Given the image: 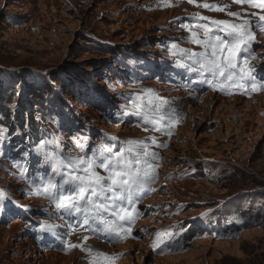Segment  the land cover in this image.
I'll use <instances>...</instances> for the list:
<instances>
[{"label":"rangeland","instance_id":"obj_1","mask_svg":"<svg viewBox=\"0 0 264 264\" xmlns=\"http://www.w3.org/2000/svg\"><path fill=\"white\" fill-rule=\"evenodd\" d=\"M204 3L224 11L196 6ZM263 14L227 0H0V120L7 115L9 125L25 118L28 128L43 123L67 145L64 119L71 117L126 145H144L146 132L116 125L90 106L100 101L92 95L98 89L111 103L133 96L138 109L177 114L181 121L176 135L158 137L167 147L152 149L159 179L143 204L137 240L120 245L79 232L65 236L48 205L28 195L0 156V194L11 208L0 212V264H264V89L248 99L192 95L151 77L128 86L120 76L142 68V58L177 65L183 55L173 44L210 54L189 42L191 32L208 39L190 25L192 17L249 21L254 52L264 56V34L252 23ZM97 48L113 49L103 56ZM59 103L65 113L58 117ZM242 210L253 227H234ZM18 212L26 218L19 221ZM32 224L51 225L68 251L39 247ZM157 233L168 235L154 250Z\"/></svg>","mask_w":264,"mask_h":264},{"label":"snow or ice","instance_id":"obj_2","mask_svg":"<svg viewBox=\"0 0 264 264\" xmlns=\"http://www.w3.org/2000/svg\"><path fill=\"white\" fill-rule=\"evenodd\" d=\"M189 3H195V0H188ZM234 3H249L250 6L260 7L264 9V0H261L260 3H254L253 0H233ZM198 7H203L210 11H224L223 8H219L216 5H209L207 3L196 5ZM198 15V14H197ZM228 15L234 16L237 19L239 18V13H228ZM200 20L208 19L206 17H199ZM259 19L264 21V16H260ZM211 26H222L225 31V35L230 37L229 41L222 40L219 36L211 37L210 32L212 30ZM187 30L189 28L188 25H183ZM195 27L202 29L205 37L208 39L201 40L198 38L197 32H191L189 37V42L199 45L202 48L210 49V54L207 51L203 52H192L188 49L178 48L177 45H171L172 49L178 51L182 55L186 56L188 60L194 61L199 64V70L201 72H209L214 77H226L227 81L231 83L232 87L244 89V84L242 83L245 79H251L253 83L251 84L252 91H258L259 89H264V82H257L255 78L252 77V72L254 69L247 67L249 63V59H256L257 57L252 56L251 54V42L255 39L251 32V23L249 21H243L242 23H229L224 20H211L209 25H196ZM256 27L264 31V23L257 24ZM241 51L248 53V58L241 65L238 66L236 60ZM200 58L199 60L197 58ZM180 67H185L184 64H179ZM196 70V69H193ZM237 73L239 75H237ZM212 86V85H210ZM223 88V85H220ZM214 90L216 87L214 86ZM231 94V93H229ZM240 94H246L245 92H241ZM159 111V109H157ZM173 114H170V116ZM144 123L153 125L154 131H165V129H161L156 127V122L154 120H150L148 115L143 116ZM174 126V120L170 119L169 127L167 129L166 134H170L171 127ZM3 132V129H0V133ZM85 141L87 138H84ZM111 139L115 140V137ZM74 142H77V146L79 147L80 154L76 156H71L65 159H60L59 157L53 155L51 152L45 151V145L54 143L55 141L42 140L39 145L36 147L37 153H43L45 160L51 159L54 162L55 172L57 175L60 174V168L66 167L69 168V173H65L67 179L63 180L61 184V188L64 184H73L79 189V201L68 204L64 201V199H60L56 207L58 210L63 209L65 211H70L71 209H75L76 213H80L81 202L87 200V204L83 205V212L85 213L82 226L87 227L89 225V213L90 206L95 208H100L101 205L94 204L92 197L98 195L97 189L100 188V192L105 191L101 186V182L105 179L104 176H101L96 169L101 168L108 173L107 179L111 181V185L106 189V191L112 192L113 186L118 187H127L128 196L126 197L131 203V196L133 187L147 192L154 191L155 189L151 188V182L155 177V170L153 165L147 162V157L151 156L153 159L157 158L156 153H150L148 151V146L145 145L143 150L142 157H138L136 160L137 167L133 169L131 162L128 161L125 156V152H133V145L142 143V142H134L127 141L128 147L123 151L116 152L112 154L111 147L105 148L103 145L101 146L100 156L97 158H86L84 153V144L76 141V138H73ZM153 145L156 147H167L166 144L156 145L155 140H153ZM107 153V155H105ZM97 159H99V163H97ZM70 161V163H69ZM142 166V167H141ZM82 167V171L84 175H76V171L80 170ZM49 188L46 190L45 195L50 197L52 200H56V196L52 192V189L56 187L53 184L52 180L48 181ZM91 189L92 195L90 197H85L84 193ZM5 197L0 194V212L5 211L4 206ZM114 200H121L122 197L116 195L113 192ZM16 207H21L18 203ZM105 210L108 209V205L103 206ZM25 212L29 211V209L24 208ZM113 215L117 217L118 221H126L129 227L124 228L123 224L117 225L114 222H107L108 232L109 234H114L115 237L119 239L127 238L131 234V226L135 221L136 215H138V210L133 206L131 211L125 208H119L117 211L113 212ZM203 216V214H202ZM182 227V226H181ZM51 225H45L42 227V231H51ZM162 235H168V233H157V239L153 241L152 248L157 250L159 248ZM67 247V245H66ZM70 247H79V245H71ZM103 257V254H97ZM104 260L110 261L114 258L103 257ZM94 264L97 262L94 261Z\"/></svg>","mask_w":264,"mask_h":264},{"label":"trees","instance_id":"obj_3","mask_svg":"<svg viewBox=\"0 0 264 264\" xmlns=\"http://www.w3.org/2000/svg\"><path fill=\"white\" fill-rule=\"evenodd\" d=\"M109 51H105V50H102V49H99L97 48L95 51L99 53H101L103 56H106V55H110L111 54V49L113 48H108ZM93 51V50H92ZM63 87V86H62ZM15 96V95H14ZM14 96L10 97V99L12 100L14 98ZM41 97V96H40ZM40 97H37V98H40ZM34 101H36V99H34ZM3 109V106H2V103H0V112L2 111ZM45 110V109H44ZM10 118L6 115L4 116V120H0V125H4L6 127V129H4L5 131H7V133L9 132V137L10 138H14L17 135V133L19 135H24L25 133V124L27 125L29 123V120L25 118H22V120H19L18 122H12L11 124H7L9 122ZM17 123V126H18V129H16L13 124ZM38 122H31L30 123V126L31 128H38ZM239 213L241 214V218H242V223L240 225H237V226H234L236 227L237 229H247V228H250V227H253L251 221H250V216L249 215H246L245 211H239Z\"/></svg>","mask_w":264,"mask_h":264}]
</instances>
